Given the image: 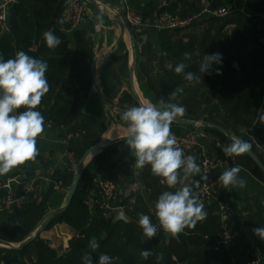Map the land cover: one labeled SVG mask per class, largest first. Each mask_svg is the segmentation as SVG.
I'll return each mask as SVG.
<instances>
[{
    "label": "trees",
    "instance_id": "trees-1",
    "mask_svg": "<svg viewBox=\"0 0 264 264\" xmlns=\"http://www.w3.org/2000/svg\"><path fill=\"white\" fill-rule=\"evenodd\" d=\"M202 1H206L211 9L228 7L230 14L225 17L202 16L190 27L207 23L209 27L200 37L190 35L185 41L183 37H174L186 30H159L160 49L156 50L150 39L143 40L134 33L138 43L142 44V50L137 51L136 57L140 87L154 104L157 101L153 94L171 103L165 87H182L183 92L176 96L177 100L182 97V101L178 102L186 109L181 118L194 121L202 119L227 129L250 143L252 151L264 163V155L260 154V151H264V121L260 120L264 116V0H177L169 11L181 17L189 16L201 10L198 4ZM67 4L68 0H19L11 9L10 32L3 34L0 26V56L7 60L14 58L17 51H24L47 62L46 77L50 90L36 110L44 118L54 121L55 126H70V132H82L70 141V149L79 161L90 147L101 140L106 125L98 116L101 108L99 96H90L94 43L87 35L94 31V22H90L87 29L77 30L69 37L65 30L70 25L64 17ZM229 25H234L231 32L226 31ZM245 28L252 30L247 41L240 40ZM49 30L62 41L55 50L49 49L43 39V33ZM73 45H76L75 53ZM186 52L191 53V60L184 59ZM213 53L222 55L221 63H214L209 72L201 74L199 61L204 55ZM154 62L161 63L163 67L157 71L152 64ZM181 62L188 65L185 71L200 76L199 83L189 84L182 75L174 72L175 66ZM235 63H238V69ZM169 65H172L171 70ZM216 69L222 74L217 75ZM128 72V51L120 50L103 67L102 87L109 102L119 97L122 78ZM251 72L255 73L254 82L242 76L247 74L249 78ZM121 103L129 107L139 105L136 97L129 93L122 94ZM203 106L209 107L205 116L201 114ZM187 127L194 128L193 125ZM203 129L210 135L231 142L230 138L217 130L206 126ZM124 144L125 140L119 141L102 149L94 157L84 170L70 207L46 228L48 230L61 223L72 228L74 235L64 253L60 254L39 236L22 250L0 247V262L24 264V257H27L32 264H84L82 257L90 253L93 264H98L100 254L109 255L112 264H232V251L223 250L217 245L223 234L218 202L204 205L207 217L197 222L195 228H186L169 241L159 227L154 212L150 211L148 203L140 196L124 197L118 193L112 202L113 207L124 208L128 222L115 223L113 212L100 207L101 189L98 182L112 179L119 186V176L124 177V165L111 160L112 154ZM235 158V164L250 165L252 172L264 181V172L247 153ZM74 173L69 168L60 170L54 173L53 179L62 181L63 188L68 189ZM219 174L215 170L213 177ZM141 178L152 202H156L164 191H174L162 185L159 177L154 176L148 166L144 167ZM55 193L52 184L40 190L38 200L0 214V239L12 243L25 240L48 215ZM92 195L95 202L93 209L88 202ZM138 213L149 215L157 225L156 237L150 240L142 238ZM235 220V223H241L240 218ZM231 224L230 220L228 226L234 227ZM93 237L100 245L94 252L88 247ZM250 244L246 247L249 250L248 262L251 258ZM142 250H151L155 255L145 260L140 255ZM157 256L161 258L157 259Z\"/></svg>",
    "mask_w": 264,
    "mask_h": 264
},
{
    "label": "clouds",
    "instance_id": "clouds-1",
    "mask_svg": "<svg viewBox=\"0 0 264 264\" xmlns=\"http://www.w3.org/2000/svg\"><path fill=\"white\" fill-rule=\"evenodd\" d=\"M99 19V18H97ZM62 22V21H61ZM43 39L49 49L55 50L61 39L49 30L43 33ZM185 60H191V53L184 54ZM222 61L220 53L204 55L199 61V72L207 73L212 65ZM172 69V65L168 66ZM187 64L181 62L174 72L182 75L189 84L199 83L200 76L195 72L185 71ZM48 64L42 59L34 58L24 51H17L14 58L5 60L0 56V176L35 161L39 155L37 138L44 132V117L36 110L42 98L49 92L50 85L46 77ZM216 74H222L216 69ZM177 87L170 95L171 99L183 92ZM24 109L23 111H18ZM186 109L177 103L159 100V105L150 100H143L138 106L126 107L120 112L124 122L121 139L125 140L130 154L135 158L137 169L150 166L154 176L174 191H164L154 205V214L159 227L170 238H176L186 228H195L197 222L207 217L202 200L193 194L192 185L200 181L193 177L201 173L200 166L192 155L185 156L179 146L171 125L185 115ZM264 121V116L260 117ZM226 157H239L248 153L251 144L240 137H231V142L221 145ZM242 167L238 164L224 170L219 181L225 189L243 188L246 181L239 176ZM207 179L201 176V180ZM138 225L144 239L157 236L158 227L149 215L138 213ZM254 234L264 240V227L253 229ZM88 247L94 252L100 245L95 237L89 240ZM141 257L147 260L155 255L151 250H142ZM161 256H157L160 259ZM84 264H93L90 253L82 257ZM98 264H112V258L100 254Z\"/></svg>",
    "mask_w": 264,
    "mask_h": 264
},
{
    "label": "crops",
    "instance_id": "crops-1",
    "mask_svg": "<svg viewBox=\"0 0 264 264\" xmlns=\"http://www.w3.org/2000/svg\"><path fill=\"white\" fill-rule=\"evenodd\" d=\"M105 1L109 3L108 6L103 5L98 11H95L94 9L90 8V13L86 16L84 21L77 28L70 27L69 29L65 30V32L70 37L73 36V34L77 30H85L89 27L90 22H94V31L89 32V34L87 35L90 40H92V42L94 43V60L97 56L102 57L111 53L115 49L116 41L120 35V27L115 23V21L119 20V16L116 12L117 10H121L124 7V2L122 0ZM125 2L136 12L143 15L151 23V26L149 28L141 30L133 29L134 33L140 35L143 40L150 39L154 48L156 50H159V30L155 26V21L157 19L158 11L160 10V0H125ZM201 3L202 6L207 5L206 1H202ZM109 6H111L112 8H110ZM203 27L207 28L209 27V25L207 23H203L199 26L189 28L186 31L182 32L180 35H176L174 38L177 39L179 37H183L186 41L188 40V37L190 35L200 37L198 31H200L199 29H203ZM233 28L234 25H229L226 28V31L231 32ZM4 33L7 34L8 32H3V34ZM135 42L138 43V38H135ZM130 48L131 37L126 31L117 53L120 50L129 52V72L122 78L123 85L119 97L115 98L113 101L110 102V104L115 108L107 107L99 97L101 108L98 110V116L103 120L106 125V131L103 133L101 140H116L121 139L120 137L123 136L125 125L124 122L120 119V112L124 108L129 106L128 104L121 103V97L123 93H129L134 96L132 92L130 78ZM73 52H76V45H73ZM101 62L102 60H100L98 64L97 84L99 88L103 91L101 73L104 65H102ZM152 64L154 68L157 69V71L163 67L161 63L154 62ZM234 66L237 69L239 68L238 63H235ZM242 76L245 79H252L251 81L254 82L255 76L253 74L251 75L252 77L249 78L247 77V74H244ZM134 79L136 89L140 94L142 100L148 99L152 103H154L152 99L148 98V96L142 91L140 87L137 77V65ZM92 87H94L93 84ZM153 96L157 101V105H159L160 99H164V97L159 98L155 94H153ZM178 99L179 101H182V97H179ZM169 100L170 102H172L171 99ZM208 111L209 107L203 106L201 111L202 116L207 115ZM193 127V129H190L187 127V125H171L172 132L175 135L186 134L190 131H196L199 134V145L194 151V157L196 159V163L200 166V168L201 154L203 150H206L210 156L226 157L223 154L220 146L230 143L229 141H223L221 137L218 138L208 134L203 129L205 126L193 125ZM69 130L70 126H55L51 129H44L43 134L37 138V147L39 150V155L37 156L35 161H28L24 165L13 169L4 176H0V184L8 181L9 179H13L11 183V188L17 190L20 188V183L22 180L35 179V183L39 189V193L40 190L42 191L45 187L51 186L54 182V173L60 170L68 169L70 167V164L68 163L67 159L65 157L63 159L61 158V156L67 149L72 151L70 149V141L69 143H66L67 135L70 133ZM260 154L264 155V151H260ZM134 159L135 158L130 154V149L128 148L126 143L123 146L121 145V147L118 148L115 153L111 156V160L113 163H116L118 165H124L125 168L123 170L124 177H122V175L119 176V179L121 180L119 184V193L121 196L124 197L130 195L142 197L148 203L150 211L154 212L155 202L151 201L149 191L141 178V173L143 172L144 168L137 169L134 164ZM230 159L235 160L236 158L232 157ZM238 165L242 167L239 176L246 181L245 186L243 188L233 187L230 189H225L223 185H221L218 189V193L215 199L208 200L206 202V205L209 206L212 204H216L217 202L228 203L231 207V216L229 217L228 223L231 220V222L233 223L231 225L237 224L235 223L237 222V220L235 219L240 218L241 222H246L251 226L250 234H248L245 239H239L238 241H236L231 248V251L233 253V257L231 258L232 264H248L247 262L249 259V250L246 248L247 244L249 245V243L252 241L256 242L262 247L264 251V240H261L253 232L254 228L264 227V181L252 172L250 165L242 166L240 163ZM200 178L201 173L193 177V179L197 181ZM5 194L6 190L4 189L0 193V198L3 197ZM67 198L68 189L63 188L60 191H56L53 196L52 207L50 208L49 213L64 205L67 201ZM88 202L90 204V208L93 209L95 204L94 195L90 196ZM222 222L223 218L221 215V223ZM57 225L60 226L59 229L57 228ZM57 225L48 230H45L41 234V237L48 241L49 245L53 249L62 254L67 250L69 246V241L74 235V231L66 223H61ZM60 248L62 251L58 250ZM28 260L29 259L27 257H24V264H32L29 263ZM0 264L4 263L0 262Z\"/></svg>",
    "mask_w": 264,
    "mask_h": 264
},
{
    "label": "built area",
    "instance_id": "built-area-1",
    "mask_svg": "<svg viewBox=\"0 0 264 264\" xmlns=\"http://www.w3.org/2000/svg\"><path fill=\"white\" fill-rule=\"evenodd\" d=\"M122 1L124 2V7L121 11L124 13L126 20L133 29L141 30L151 26V23L143 15L131 8L125 0ZM18 2L19 0H0V26L2 28V32L10 31L9 20L11 16V9ZM176 2L177 0H160V10L158 11L157 19L155 21V26L158 30H187L204 15L225 17L230 14V8L228 7L224 6L211 9L208 5H205L199 12L181 17L169 11V8ZM89 13L90 8L87 7V3L84 0H68L64 17L71 28H77ZM116 13L119 14V11ZM141 50L142 44L136 43V52ZM44 120V129H51L55 127L54 121L46 118H44ZM81 133L82 132L80 131L76 133L70 132L67 135L66 143H69V141L75 137H79ZM176 138L179 146L184 150L185 156H194V151L199 145V134L196 131H190L186 134L176 135ZM64 157L70 164L69 170H75L78 161L74 152L67 149L61 156L62 159ZM234 165V159L210 156L206 150H203L201 154V176H206L207 179L201 180L200 178L198 180L200 181L198 186L195 184L192 185L193 194L198 196L200 200L203 201L204 205H206L208 200L215 199L218 189L222 185L219 181V176L224 170ZM215 170L220 173L217 177H213V172ZM159 179L161 180L160 177ZM12 180L13 179H9L8 181L0 184V193L4 189L6 190V194L0 198V214H3L14 207H22L39 199L40 193L38 187L36 186L35 179L22 180L20 188L17 190L11 188ZM98 183L101 189V201L99 202L100 207L107 212H114V209L117 207H113L112 202L116 200L119 193L118 184L112 179H101ZM162 185L167 186L166 184ZM53 188L56 191L62 190L63 182L60 180L54 181ZM194 189L196 190L194 191ZM219 206L223 218V234L217 245L218 248L230 252L236 241L250 234L251 226L242 221L240 224H234V227L230 228L228 226V220L231 216V207L228 203L223 202H219ZM250 245L251 258L248 264H264V251L262 247L253 241ZM28 261L31 263V260Z\"/></svg>",
    "mask_w": 264,
    "mask_h": 264
},
{
    "label": "water",
    "instance_id": "water-1",
    "mask_svg": "<svg viewBox=\"0 0 264 264\" xmlns=\"http://www.w3.org/2000/svg\"><path fill=\"white\" fill-rule=\"evenodd\" d=\"M84 1L88 5H90L92 7V9H94L95 11H98L103 5H107V6L109 5V3L106 2L105 0H84ZM109 7L112 8L111 6H109ZM117 11H119V14H118L119 20L115 21V23L120 27V35H119V37H118V39L116 41L115 49L111 53H109L107 55H104L102 57L97 56L95 58L94 62H93V66H92V84H93L94 87H92V89L90 91V96H92L94 93H96L100 97L101 101L109 108H115V107L110 104V102L107 100L106 96L104 95L103 91L99 88V86L97 84L98 64H99V61L102 60L101 64L105 66L111 61L113 56L119 50L121 42H122V40L124 38V35H125L126 31L129 33V35L131 37L130 78H131L132 92H133L134 96L136 97V99L139 101V103H141L143 101L141 96H140V94L138 93V91L136 89L135 79H134V75H135V71H136V57H137L136 42H135V38H134V30L130 26L128 21L126 20V17L124 15V13L121 10H117ZM174 123L181 124V125L206 126V127H209L211 129L217 130V131L225 134L230 139H231V137L236 136L235 134H233L232 132L228 131L227 129H225V128L219 126V125L204 121L202 119L198 120V121H194V120H188V119H184V118H177V120ZM122 140L123 139H116V140L102 139L98 143H96L95 145L90 147L83 154V156L80 158V160L77 163L73 180L71 182V185L68 188V198H67L66 203L64 205H62L61 207H59V208L53 210L52 212H50L42 220V222L35 229V231L33 233H31L25 240H23L20 243H12V242H8V241H4V240L0 239V247L1 248H6V249L22 250L25 247H27L30 243H32L35 239H37L39 236H41V234L46 230L48 225L54 219H56L60 214L64 213L70 207V205H71V203L73 201V198H74V196H75V194H76V192L78 190L79 183H80V181H81V179L83 177L84 170L86 169L88 164L94 159L95 156H97L102 151V149L107 148L109 146H112L113 144H115V143H117L119 141H122ZM247 154L257 164V166H259V168L264 172V163L252 151V149H250V151ZM113 221L115 223L119 222V221H127V222L129 221V218L125 214L124 208L117 207V208L114 209ZM57 228L59 229L60 226L57 225ZM105 237H106V234L103 235V238H105ZM170 239L171 238L169 237V235L166 234V240L169 241Z\"/></svg>",
    "mask_w": 264,
    "mask_h": 264
},
{
    "label": "rangeland",
    "instance_id": "rangeland-1",
    "mask_svg": "<svg viewBox=\"0 0 264 264\" xmlns=\"http://www.w3.org/2000/svg\"><path fill=\"white\" fill-rule=\"evenodd\" d=\"M202 3L201 4H198V8H201L202 9ZM205 6V5H204ZM87 7L88 8H91V6L90 5H88L87 4ZM208 28V27H207ZM207 28H205V27H203V29H199L200 31H198V34H200V36L202 35V32H204ZM252 28V27H251ZM251 28H245V29H243L242 30V34L240 35V40H245V41H247V40H249L250 39V37H251V32H252V30H251ZM249 48H251L250 46H249ZM251 75H252V72L250 73ZM253 75H255V73H253ZM252 77V76H251ZM166 89H165V91H166V94L168 95V97L170 98V95H171V93L175 90L173 87H169V86H167V87H165ZM172 100V102L171 103H177V104H179L180 102H178L179 100H177V98H175V99H171ZM58 250H61V248L60 249H58ZM62 251V250H61Z\"/></svg>",
    "mask_w": 264,
    "mask_h": 264
}]
</instances>
